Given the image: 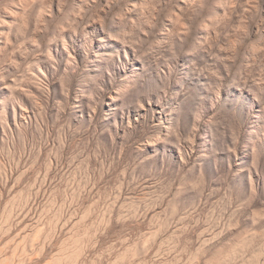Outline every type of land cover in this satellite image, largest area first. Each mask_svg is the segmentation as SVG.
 I'll use <instances>...</instances> for the list:
<instances>
[{
	"label": "rangeland",
	"instance_id": "1",
	"mask_svg": "<svg viewBox=\"0 0 264 264\" xmlns=\"http://www.w3.org/2000/svg\"><path fill=\"white\" fill-rule=\"evenodd\" d=\"M0 264H264V0H0Z\"/></svg>",
	"mask_w": 264,
	"mask_h": 264
}]
</instances>
